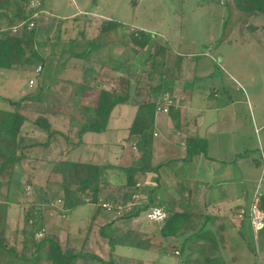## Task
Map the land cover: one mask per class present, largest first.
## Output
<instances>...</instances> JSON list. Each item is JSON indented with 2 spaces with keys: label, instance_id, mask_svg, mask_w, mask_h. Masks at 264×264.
I'll return each instance as SVG.
<instances>
[{
  "label": "rangeland",
  "instance_id": "1",
  "mask_svg": "<svg viewBox=\"0 0 264 264\" xmlns=\"http://www.w3.org/2000/svg\"><path fill=\"white\" fill-rule=\"evenodd\" d=\"M260 4L257 11L246 12L241 11L240 7L236 8L233 0H224V4L216 0H30L28 7L34 11L28 26L30 30H37V51L44 58V63L31 69L26 66L0 69V110L12 112L17 109L16 102L21 100L19 113L30 119L23 128L27 137L43 143L47 141V133L40 131L33 123L38 115L49 118L52 129L58 131L59 137H52L49 146L39 147L36 155L33 153L15 167L14 173L18 178L16 183L14 181L10 185L6 236L0 237L3 245L7 242L4 247L7 253H0V264H47L43 261L49 247L40 251L38 259H33L37 253L32 241L24 246L27 233L24 230H30L26 229L25 219L32 205L42 200L40 194L46 195L52 203L43 207L44 229L35 236L38 240L47 236L58 242L63 251L71 249L75 254L96 256L102 261H108L113 256L119 264H180L178 260L181 255L175 254L172 244H166V239L160 235L164 223L158 224L147 218L150 208L136 220L120 219L134 207L144 205V199L137 191L133 192L126 206L122 203L124 192L129 189L127 171L138 167L141 154L134 156L135 161L125 156L121 163L119 159L114 160V153L109 147L99 146L101 149L93 151L94 146L82 145L78 149L77 130L81 121L86 122L82 115L92 107L103 87L123 96L127 92L130 103L114 108L108 128L103 133L84 134L92 137L87 140L91 145L114 142V136H119L126 148L135 149V142L128 139L133 117L140 105L154 102L156 113L170 115L172 108L180 109V101L188 106L191 95L194 99L191 110H188L193 111L199 120L202 136L219 137L223 131L226 134L223 136H246L248 145L242 153L247 152L248 156L243 159L246 165L242 171L248 175L246 208L249 212L253 204L250 190L260 178L259 190L264 193V128L258 132L259 136L253 129L254 119H264V28L257 29L255 34L251 30V23L264 27V1ZM243 7L246 9L252 5L247 2ZM114 23L121 26L116 30L104 31L105 24ZM1 24V28L6 29V24ZM136 31L152 37L151 44L142 51L133 47L131 42L130 34ZM242 36L250 42V47L241 49ZM92 41L103 45L85 54ZM153 42L167 50L164 64L174 68L169 71L170 78L178 80L179 84L186 81V88L193 90V94L181 92L180 88H175L172 93L157 90L164 86L163 80L167 78L162 74L164 71L159 65L163 60L156 54L158 49ZM172 54L183 57L178 67L177 61L173 62L170 58L174 57ZM185 61L189 67L188 73L183 66ZM201 65L210 72L208 80L201 77L195 79ZM244 69H247L245 74ZM241 73L248 83H253L252 87L257 92L243 96V90L239 87L242 82L235 81L240 80ZM227 84H231L234 91L229 93L225 90ZM35 95L41 96L40 101L24 100L26 96ZM229 103L232 104L227 107ZM67 114L74 116V121L65 125L64 115ZM258 138L261 139V146L257 144ZM70 158L105 168L107 184L103 186V192L111 195V201L93 205L91 197L83 196L84 205L78 207L70 217L61 216L63 179L52 168L55 162ZM257 163L259 167H255ZM136 180L135 190L143 186L146 176L137 173ZM7 187L8 181L5 180L2 197L7 195ZM75 188L72 186V189ZM103 203L116 210H104L101 206ZM162 209L166 210L165 207ZM94 217L96 220L92 222ZM242 221L239 218L236 222L238 228ZM110 222L123 234L128 232L130 237L138 236L136 239L143 242L145 247L118 246L111 255L108 240L100 234L101 228ZM253 236V230L245 225L241 243L228 249L231 252L226 255L229 264H264V254L252 262L247 254L252 251L253 246L248 243ZM233 248L238 250L235 255L240 262L231 259L234 258ZM8 250H13L15 256H8ZM183 257L184 254L181 259ZM95 263L90 258L76 262Z\"/></svg>",
  "mask_w": 264,
  "mask_h": 264
},
{
  "label": "trees",
  "instance_id": "2",
  "mask_svg": "<svg viewBox=\"0 0 264 264\" xmlns=\"http://www.w3.org/2000/svg\"><path fill=\"white\" fill-rule=\"evenodd\" d=\"M29 1L30 0H0V69L9 70L18 66H26L31 69L32 66L44 63V58L37 51V30H30L28 26L34 11L29 9ZM262 1L264 0H233L236 8L240 7L241 11L245 10L246 12L249 10L257 11L258 7H261L260 2ZM247 2L252 5V7L245 9L243 5L247 4ZM2 22L6 24V29L1 28ZM18 26H21V28L14 33L13 28ZM104 26V31L109 32L113 29L116 30L121 26V24H105ZM101 35L102 34H100V36ZM130 37L133 47L137 48L138 51L144 50L152 42V37L141 31L132 32ZM98 39H100V37ZM89 44L90 45L88 46L85 54L91 53L94 49L103 45V43L93 41ZM153 45H155L158 49L156 50V54H158V56L161 57V60L164 61L167 50H165V48L161 49L159 44L157 45L156 42H153ZM159 66L161 67V70L164 71L162 74L167 79L163 80L162 84H164V86L158 87L157 90L162 93H166L168 91L170 92L171 85L168 84L170 79H172L170 78V70H166V68L164 69L165 65L163 62ZM178 66L179 62L177 67ZM40 97L41 96L39 95L26 96L24 100L40 101ZM129 101V95L127 92L123 96L115 93L108 87L101 88L97 98L92 104V107L85 110L84 115H82L86 122L81 121L79 124V129L77 130L78 140L82 141L84 134L89 132L96 134L103 133L108 128L110 115L114 108L119 105H126ZM21 102V100L16 102L15 106L17 109L12 112L0 110V237L6 236V221L10 203V185L14 181L16 183L18 178L17 174L14 173L15 167L25 158L33 155V153L36 155V149L39 147L46 148L47 145L49 146L52 141V137H59L57 136L58 131L52 129L53 127L49 118L44 115H38L33 123L40 131L45 134L47 133V141L43 143L37 139L27 137L25 135L27 133L23 128L27 121H30V119L28 116L26 117L24 114L19 113V106ZM156 109L157 107L154 102L140 105L134 116L132 126L130 127V136L128 141L135 142V145L141 154V159L138 162L137 168H131L127 171L126 181L129 189L127 192H124V200L122 202L125 206L131 201L133 192H136V174L139 173L146 175V173L153 171V167L151 166V154L154 145ZM172 112L173 110L170 111L171 114ZM73 121L74 116H72L71 122ZM191 151L192 149L189 146L188 155H191ZM71 159L72 158L68 161L55 162L52 168V171L56 174L62 175L63 179L61 187L64 192V197L61 216L70 215L75 209L84 205L85 201L82 199L83 196L91 197V203L93 205H100L101 202L111 201V195L103 192V186L107 184L105 180V168L95 166L91 163H82ZM5 180L8 181L7 195L2 197L1 191ZM72 186L76 188L72 189ZM44 190L46 191L47 189L44 188ZM40 198L42 200L39 199L40 202L38 204L35 203L32 205L33 208L28 211L25 219L26 229L29 228L30 230H24V232H27L25 234L26 239L24 240V246L26 247V245L30 243V240L32 241L31 244L33 243L34 250L37 253L33 259H38L37 257L40 251L47 246L49 247V251L45 256V261H43L47 262V264H76L78 259L83 258H90L93 263L96 262L95 264H119L113 256H111L108 261H102L96 256L75 254L74 250L71 249L63 251L58 242L47 236H44L41 240L35 238V236L38 233H41L44 229L43 225L45 218L43 207L52 203L50 198L46 195L43 196L40 194ZM256 206L258 210L264 214V195L258 199ZM147 209L148 205H142L140 207L136 206L131 212H126L120 219H137L140 214ZM190 216L191 214L189 213L174 214L169 216L161 229L163 238L167 241L172 239V237H180L182 239L185 238V243L194 239L204 241L207 244H213L216 242L214 235L210 234L208 230H206L208 221H203L201 225L198 226V223L193 221ZM196 228L200 230L199 234L195 236L183 237L184 234L190 233V230L192 231V229ZM127 233L126 235L123 234L122 230L116 227L113 222H110L101 228L100 234L108 240L111 255H114V251L118 246H128L138 249H143L145 247L143 242L136 239L138 236L130 237ZM241 238L243 240L244 235L241 236ZM255 239L257 242H255ZM223 241L226 240L223 238L221 242L223 243ZM2 242H0V250L7 253L4 248L7 246V242H5L4 245ZM248 245L253 246L252 251L247 253L250 256L249 257L247 255V257H249L251 262L254 261L260 254H264V226L262 229L258 230L257 234L254 233L253 239L248 243ZM12 252L13 250H8V256L14 257L15 255H13ZM228 253L231 252L222 253L209 251L198 256H200L206 264H225L226 255H228ZM183 254L189 258L195 255L194 253H182V255ZM233 254L234 258L231 259H234L235 262H237V260L240 262V259L236 258L238 252H233ZM24 259L28 261L33 260L32 258Z\"/></svg>",
  "mask_w": 264,
  "mask_h": 264
},
{
  "label": "crops",
  "instance_id": "3",
  "mask_svg": "<svg viewBox=\"0 0 264 264\" xmlns=\"http://www.w3.org/2000/svg\"><path fill=\"white\" fill-rule=\"evenodd\" d=\"M251 25V30L254 34L257 29L264 28L262 25L260 26L258 24V26H255L251 23ZM247 28L249 29V26H247ZM263 34L264 33H262V35ZM240 45L241 49L251 46L250 42L243 36L240 40ZM172 56L174 57H170L171 60L173 59V62L177 61V63L183 58L182 56L175 57L174 54H172ZM165 61L166 59L163 63H165ZM164 65V69L174 70V68L171 69V66ZM183 66L188 73L187 70L189 67L186 61L183 63ZM197 72L196 80H199L200 77L208 80V78L211 77L209 75L210 72L206 70V67L203 65L199 67ZM246 72L247 69H244V74ZM244 74L241 73L239 75L240 80L235 81L242 82L239 87L243 90V96L246 97V93H254L257 91L252 87L253 83L250 84L245 80ZM116 80L118 84V79ZM185 82L179 84L178 80L170 79L168 82L172 89H170V92H173L175 88H180L181 92L193 94L194 91H189L188 88H186ZM225 90L229 93L234 91L231 84L230 86L229 84L225 85ZM190 98L188 106L180 101V109L178 107L175 111L172 108L173 112L170 115L160 112L156 113L154 145L151 154V166L153 167V171L146 173V175L143 174V176H146V181L143 186L135 191L141 194L140 198L144 199L143 204L148 205V209L151 207H165L169 216L189 213L191 214V219L197 222L198 226H200L203 221H208L206 230L216 238V242L213 244H207L204 241L194 238V240L187 243H185V238L182 239L180 237H172V239L166 240V244H172L174 247L175 254L177 252L178 255H181L178 260L180 264H206L198 255L209 251L228 252L230 246L234 247L233 245L241 243L240 238L244 235L245 225H249L255 233L250 221V214L253 206L258 203L256 199L260 198V195H264V193L259 190V183L262 181V178H260L258 184L252 187V189H254L250 190V193L253 195V204L248 212L246 208L248 175L246 172L242 171L245 169L246 165L243 159L248 156L247 152L242 153L246 150L245 148L248 145L246 136H223L226 135L224 131L222 136L219 137H212L211 135L202 136L199 131V120L196 118L193 111L189 112L188 110L192 107L194 99L192 95ZM231 104L232 103H229L227 107H230ZM64 119H66L65 125H68V123L72 121V115H64ZM262 128H264V119L261 121L259 119H254L253 129L256 130L255 132L258 134ZM114 137V142H108L97 146L91 145L90 142L87 141L92 137L83 136L82 141H79L78 149H80L82 145L88 147L94 146L95 149L93 151L98 150V148L101 149V147H109L110 151L114 153V160L117 161V159H119L122 163L125 156H128L131 157L132 161H135L134 156L136 154L139 155L136 145L135 149L129 146L126 148V146L123 145L125 142L120 141L119 136ZM120 142H122V146ZM97 143H102V141H98ZM257 144H261L260 138L257 139ZM189 146L192 149L191 155H188ZM261 150H263V148H261ZM114 160L113 163L116 164ZM257 164L258 165H255V167L260 166L259 163ZM263 174L264 170L262 175ZM77 209L70 215L75 213ZM70 215H68V217H70ZM239 218L243 221L238 228L236 222L239 221ZM93 219L91 221L95 222L96 217ZM161 233L160 231V235L162 236ZM199 233L200 230L196 228L192 229V231L190 230V233L184 234L183 237L195 236ZM223 238L226 241L222 243L221 240ZM233 250L234 252H238V250L234 248ZM1 252L4 251L0 250V253ZM182 253H194L195 255L191 258L184 255L183 259H181L183 256ZM225 264L229 263L225 260Z\"/></svg>",
  "mask_w": 264,
  "mask_h": 264
},
{
  "label": "built area",
  "instance_id": "4",
  "mask_svg": "<svg viewBox=\"0 0 264 264\" xmlns=\"http://www.w3.org/2000/svg\"><path fill=\"white\" fill-rule=\"evenodd\" d=\"M216 1L219 2L220 4H224V0H216ZM30 25L33 26V23H31ZM20 28L21 26L13 28V32L16 33L17 29ZM38 71L39 69L37 70V72ZM101 206L104 210L107 211L116 210L113 206L111 209L108 205H105V203H103ZM147 218L149 219V221L156 222L158 224L165 223L168 219V213L160 207H151L149 209ZM263 220H264V214L260 210H258L256 205H254L250 214V221L254 231L257 232L258 230L262 229V227L264 226Z\"/></svg>",
  "mask_w": 264,
  "mask_h": 264
},
{
  "label": "clouds",
  "instance_id": "5",
  "mask_svg": "<svg viewBox=\"0 0 264 264\" xmlns=\"http://www.w3.org/2000/svg\"><path fill=\"white\" fill-rule=\"evenodd\" d=\"M166 211V210H165ZM168 213V212H167Z\"/></svg>",
  "mask_w": 264,
  "mask_h": 264
}]
</instances>
